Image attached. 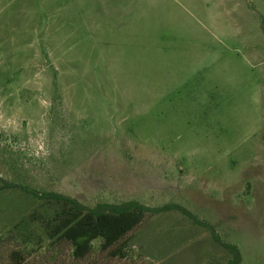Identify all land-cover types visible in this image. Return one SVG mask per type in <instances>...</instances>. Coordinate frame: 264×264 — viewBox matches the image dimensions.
<instances>
[{"label":"rangeland","instance_id":"obj_1","mask_svg":"<svg viewBox=\"0 0 264 264\" xmlns=\"http://www.w3.org/2000/svg\"><path fill=\"white\" fill-rule=\"evenodd\" d=\"M101 1L0 0V239L26 190L172 203L264 264V0ZM130 247L229 257L176 213Z\"/></svg>","mask_w":264,"mask_h":264},{"label":"trees","instance_id":"obj_2","mask_svg":"<svg viewBox=\"0 0 264 264\" xmlns=\"http://www.w3.org/2000/svg\"><path fill=\"white\" fill-rule=\"evenodd\" d=\"M24 192L39 202L38 210L14 223L0 239V264H152L131 249V238L150 218L170 211L207 231L229 256L225 264L240 262L235 246L220 242L208 223L172 203L149 207L129 200L87 207L54 192Z\"/></svg>","mask_w":264,"mask_h":264},{"label":"crops","instance_id":"obj_3","mask_svg":"<svg viewBox=\"0 0 264 264\" xmlns=\"http://www.w3.org/2000/svg\"><path fill=\"white\" fill-rule=\"evenodd\" d=\"M102 3L100 4V6L101 7H104V8H106L105 6H108V7H112V5L109 3V2H107V0H102L101 1ZM109 3V4H108ZM98 7V6H97ZM168 213H176V214H178V215H180L179 213H177V212H175V211H170V212H165V213H161V215L162 214H168ZM158 215H160V214H158ZM155 216H157V215H155ZM155 216H153V217H155ZM181 216V215H180ZM152 217V218H153ZM182 218H184L185 219V221H186V223L188 224V225H191V226H196V225H193L192 223H190L185 217H183V216H181ZM152 218H150L142 227H140L138 230H136L135 232H134V234H133V236H132V238H131V242H133V240L135 239V235H137V233H140L141 232V230L151 221V219ZM196 227H198V226H196ZM200 228V227H199ZM202 229V228H201ZM165 241V240H164ZM170 242H173L172 240H169ZM131 242H130V244H131ZM138 253V252H137ZM140 254V253H139ZM145 260H147V261H149L150 263H152V264H164L162 261H159V260H155V259H152V258H150V257H146L145 255H143L142 253L140 254ZM166 259H170V261H169V263H167V264H188V263H190V264H193L192 263V261L190 260V262H188V260H185V261H187V262H184V260H183V258H180V259H178L177 257H170V258H166ZM226 261H227V259L225 260V262L223 263V264H225L226 263ZM196 264H199V263H196Z\"/></svg>","mask_w":264,"mask_h":264}]
</instances>
